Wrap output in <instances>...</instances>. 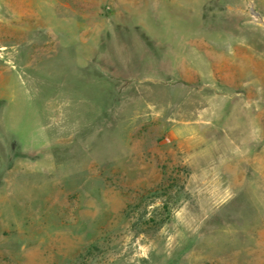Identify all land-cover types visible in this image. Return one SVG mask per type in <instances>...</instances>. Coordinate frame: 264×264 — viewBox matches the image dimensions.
<instances>
[{"label": "rangeland", "instance_id": "rangeland-1", "mask_svg": "<svg viewBox=\"0 0 264 264\" xmlns=\"http://www.w3.org/2000/svg\"><path fill=\"white\" fill-rule=\"evenodd\" d=\"M0 264H264V0H0Z\"/></svg>", "mask_w": 264, "mask_h": 264}]
</instances>
